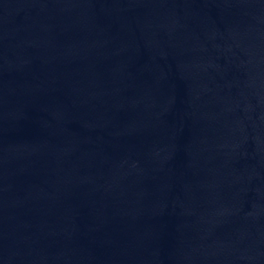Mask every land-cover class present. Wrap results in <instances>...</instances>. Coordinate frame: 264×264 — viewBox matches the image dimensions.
Segmentation results:
<instances>
[{
	"label": "water",
	"instance_id": "95a60500",
	"mask_svg": "<svg viewBox=\"0 0 264 264\" xmlns=\"http://www.w3.org/2000/svg\"><path fill=\"white\" fill-rule=\"evenodd\" d=\"M0 264H264V0H0Z\"/></svg>",
	"mask_w": 264,
	"mask_h": 264
}]
</instances>
